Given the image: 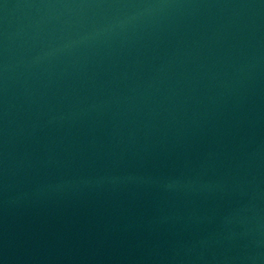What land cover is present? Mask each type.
<instances>
[{"label": "water", "instance_id": "1", "mask_svg": "<svg viewBox=\"0 0 264 264\" xmlns=\"http://www.w3.org/2000/svg\"><path fill=\"white\" fill-rule=\"evenodd\" d=\"M0 264H264V0H0Z\"/></svg>", "mask_w": 264, "mask_h": 264}]
</instances>
